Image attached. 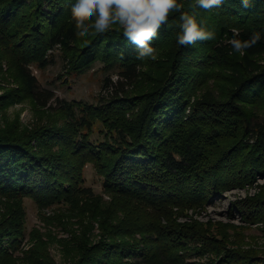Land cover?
I'll return each instance as SVG.
<instances>
[{"label": "trees", "instance_id": "16d2710c", "mask_svg": "<svg viewBox=\"0 0 264 264\" xmlns=\"http://www.w3.org/2000/svg\"><path fill=\"white\" fill-rule=\"evenodd\" d=\"M179 2L216 39L179 45L180 13H174L152 42L157 60L139 61L118 28L78 38L70 16L74 0H0V63L9 59L22 80L17 90L0 95V106L25 97L46 106L52 93L39 89L27 66L44 68L52 60L47 51L56 46L68 74L99 63L127 78L126 88L105 78L113 93L95 103L59 105L61 125L0 130V198L7 200L0 264L13 262L11 253L25 238L22 199L75 208L79 196H92L83 185L86 164L114 206L80 210L97 222L100 235L94 242L72 237L76 247L70 249L78 256L72 264H202L189 258L205 253L204 264H264V253L229 249L222 229L213 235L195 222H177L173 211L199 207L264 171V124L254 123L246 108L264 102V65L256 59L264 57V39L243 56L229 55L227 43L233 30L241 39L264 35V0L248 8L224 0L210 12L193 8V0ZM216 68L229 71L227 85L216 94L199 93L208 79L220 77ZM94 131L102 137L92 139ZM237 208L245 222H264V191ZM35 240L28 264H47L43 242Z\"/></svg>", "mask_w": 264, "mask_h": 264}, {"label": "rangeland", "instance_id": "374dc122", "mask_svg": "<svg viewBox=\"0 0 264 264\" xmlns=\"http://www.w3.org/2000/svg\"><path fill=\"white\" fill-rule=\"evenodd\" d=\"M47 53H50L52 60L44 68H38L34 64H29L27 67L29 72L35 76L39 89L50 91L52 97L44 107L37 106L30 97L3 104L0 106V130L11 128L19 133L40 126L61 125L63 118L59 105L70 101L95 103L101 97L113 93L112 87V91H108L111 85L108 88L104 86V79L108 78V81L113 83L112 77L117 76L115 72H106L101 64L95 63L82 74H68L63 67L59 47L56 46L54 49L48 50ZM256 59L261 65H264L263 56L256 57ZM8 60L3 58L0 63V95L17 90L21 86L22 80L17 66ZM215 73L220 77L208 79L201 86L199 93L201 90H212L216 94L220 88L227 85L223 76L227 75L229 71L216 68ZM136 92V89L132 90V93ZM246 108L252 112L254 123L264 124V102L248 105ZM91 137L92 139L101 138L102 134L94 131ZM249 178L250 181L243 185L233 186L209 197L199 207L179 210L173 208L176 221L180 223L195 222L213 235H217L218 231L222 229L226 247L249 251L252 254L257 252L261 255L264 253V222H245L237 207L241 200L256 197L264 191V171ZM83 185L91 192L92 196L88 198L93 197L98 200V203L79 196L80 200L75 208H70L66 204L40 207L31 198L24 197L22 199L25 238L20 241L18 249L11 253L14 259L11 264H28L26 257L28 253L26 252L33 247L35 239L43 242L40 250L47 256V264H72L78 259L76 252L70 249V246L72 249L76 247V243H72L73 236L74 240L76 238L84 239L83 235H87L91 242L99 238L97 222L91 223L89 215L81 213L80 210L95 206L113 207V198L102 191L101 179L91 164L84 166ZM6 201L5 198H0V216L6 211ZM207 257H209L207 253L204 255L192 254L189 260L204 264L207 263Z\"/></svg>", "mask_w": 264, "mask_h": 264}, {"label": "clouds", "instance_id": "9594fccd", "mask_svg": "<svg viewBox=\"0 0 264 264\" xmlns=\"http://www.w3.org/2000/svg\"><path fill=\"white\" fill-rule=\"evenodd\" d=\"M224 0H193V8L212 11L219 8ZM244 8L251 6L252 0H240ZM179 0H74L70 8L75 35L86 37L90 31L104 34L114 28L122 30L125 40L136 49L135 59L139 61L157 60V50L152 42L157 39L160 29L174 13L179 15L177 43L181 46L194 45L199 41H212L216 33L197 21L194 14L182 11ZM264 39L261 32H253L247 39L239 38L233 30L227 41L231 52L241 56ZM113 83L122 82L127 86V78L113 76ZM108 91H112L111 86Z\"/></svg>", "mask_w": 264, "mask_h": 264}]
</instances>
